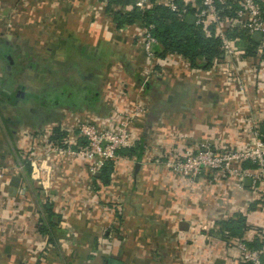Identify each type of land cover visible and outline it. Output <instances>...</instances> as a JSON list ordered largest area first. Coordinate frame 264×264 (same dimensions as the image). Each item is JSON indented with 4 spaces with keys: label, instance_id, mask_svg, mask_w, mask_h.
Returning <instances> with one entry per match:
<instances>
[{
    "label": "crops",
    "instance_id": "obj_1",
    "mask_svg": "<svg viewBox=\"0 0 264 264\" xmlns=\"http://www.w3.org/2000/svg\"><path fill=\"white\" fill-rule=\"evenodd\" d=\"M123 1L126 12L132 0ZM180 1L194 13L200 6ZM257 1L262 10L264 0ZM42 2L52 42L42 56L29 50L31 63L24 78L15 75L13 99L0 89V264H246L238 242L264 247V177L254 186L210 174L188 183L164 163L173 149L200 142L235 149L258 136L264 59L241 55L233 65L243 69L241 83L220 87L215 82H225L209 74L221 59L208 69L190 68L157 45L149 60L139 41L143 26L116 28L105 0ZM235 29L223 28L230 39ZM119 113H131L134 142L101 172L55 160L46 190L31 181L22 158L37 151L38 130L47 129L48 148L69 132L76 137L79 123L112 129ZM34 154L32 160L41 152ZM11 177L18 178L14 194Z\"/></svg>",
    "mask_w": 264,
    "mask_h": 264
},
{
    "label": "built area",
    "instance_id": "obj_2",
    "mask_svg": "<svg viewBox=\"0 0 264 264\" xmlns=\"http://www.w3.org/2000/svg\"><path fill=\"white\" fill-rule=\"evenodd\" d=\"M157 4L165 6L178 19H182L186 10L184 4L178 6L174 0L163 2L132 0V6L137 10L151 9ZM223 10H232L233 16L224 17L220 14ZM193 14L194 24L201 25L206 35L207 26L214 27L213 32L219 40L221 60L225 66L228 63L230 66L231 60L234 64H238L243 51L237 45L239 42L237 37L233 39L227 37L223 30L224 26L230 29L236 27L243 29L249 38L253 33H259L260 37L258 42H255L253 52L259 57H264V14L257 0H200V6ZM151 28V25L142 27L139 34L143 54L149 60L154 59L153 48L157 45L156 39L150 33ZM214 63V66L218 65ZM131 117V113H119L112 129L79 123L76 137L69 132L70 137H73L72 141L65 142L64 139L62 146L55 144L51 151L54 156L61 155L83 160L87 172L94 174L114 158L118 149L128 148L134 142L128 130ZM253 136L246 146L235 149L226 147L213 149L207 142H200L193 149L185 148L181 151L173 149L167 154V161L164 164L170 173L186 179L188 183H192L199 175L210 174L213 179L231 177L239 185L244 179H248L254 186L264 177V144L259 140L257 132H254ZM243 164H248V168L242 167ZM30 166L34 167L32 162ZM260 191L264 193V188ZM236 248L244 263L264 264V247L260 250H252L244 243L238 242Z\"/></svg>",
    "mask_w": 264,
    "mask_h": 264
},
{
    "label": "rangeland",
    "instance_id": "obj_3",
    "mask_svg": "<svg viewBox=\"0 0 264 264\" xmlns=\"http://www.w3.org/2000/svg\"><path fill=\"white\" fill-rule=\"evenodd\" d=\"M50 26L51 18H49L46 2H42V0H0V89H3L6 94H10L13 97L15 93V75L17 76L16 78H18V76H23L24 78L26 70L29 69L28 67L31 63L28 59L30 58L28 55L30 51H39L37 54L41 56L46 54L47 47L53 39L49 32ZM235 30L237 31V29ZM6 36L8 38H6ZM240 47L243 51L244 58L246 56L249 59L255 55L253 49L251 54L248 55L245 53V43L241 44ZM22 50L26 52V59L21 57L20 51ZM261 58L264 59V57ZM233 62L234 61L232 60L230 61V66L229 63L227 66L222 63V66L212 67L211 70L213 73L209 75H215L220 80L225 82L222 83L216 81L215 85L226 87L228 84H238V82L241 83L240 76L243 74V69H241V66L234 67ZM20 70H22L21 72L23 73L16 74L20 72ZM211 86H213V84H209L210 88ZM203 89L205 88L203 87ZM0 104L5 105L4 94L1 93ZM1 119L2 115L0 110V122H2ZM60 132L63 133V131ZM37 135L38 137H36V140L40 142L41 145L37 142L36 146L38 148L36 149L35 147V150L37 151H31L33 152L31 157L25 156L22 158L24 159L22 162H26V165L28 166V174L31 181L35 183L41 191H44L48 188L50 182L49 174H51L52 168L49 163L55 160H65L71 163H84V161L77 160L75 157H66L61 155L54 156L51 149L55 144L53 146H49L48 148L45 146L47 144V129L38 130ZM65 138V142H71L73 139V137ZM79 144L82 145L81 143ZM226 148L229 149L232 147H228V145H226ZM232 149H234V147ZM38 151L41 152L40 156L37 159L32 160V156H35L34 153H37ZM28 158L32 161V166L34 165L33 168L30 166L31 162L29 163V161H27Z\"/></svg>",
    "mask_w": 264,
    "mask_h": 264
},
{
    "label": "trees",
    "instance_id": "obj_4",
    "mask_svg": "<svg viewBox=\"0 0 264 264\" xmlns=\"http://www.w3.org/2000/svg\"><path fill=\"white\" fill-rule=\"evenodd\" d=\"M174 1L178 6L182 5L180 0ZM126 4L127 2L123 0H105L106 10L111 14L116 28L135 22L143 27L151 25L150 33L161 48V54L165 52L175 53L184 58L190 68L208 69L214 60L221 59L219 40L212 28L208 30L211 25L207 26L208 33L206 35L201 25L188 24L184 21V17L187 14L194 13L193 9L185 5V13L182 19H178L173 12L163 5L157 4L147 10H137L132 6L125 12L122 9ZM262 10L264 11V6ZM220 14L227 18L233 16L232 10H223ZM235 35L239 39L238 45L245 43V53L251 54L255 46L254 40L249 38L243 29H238ZM0 93L5 94L2 91ZM9 98L10 100L13 99L12 95ZM258 137L264 144V126L259 128ZM106 164L108 165V162ZM43 213L46 214V217H51L52 215L47 207ZM47 231L48 229L45 226L40 228V233L42 234H46Z\"/></svg>",
    "mask_w": 264,
    "mask_h": 264
},
{
    "label": "water",
    "instance_id": "obj_5",
    "mask_svg": "<svg viewBox=\"0 0 264 264\" xmlns=\"http://www.w3.org/2000/svg\"><path fill=\"white\" fill-rule=\"evenodd\" d=\"M184 21L188 24H193L194 23V16L191 14H187L184 17ZM259 37H260L259 33L255 32L252 34L251 38L254 40V42H258ZM245 181H246V183H249L250 180L247 179ZM17 186H18V178L17 177H11L9 187H10V191L12 194H14ZM107 264H120V263L118 261H115V260H108Z\"/></svg>",
    "mask_w": 264,
    "mask_h": 264
}]
</instances>
